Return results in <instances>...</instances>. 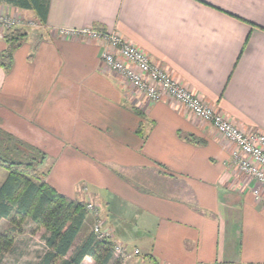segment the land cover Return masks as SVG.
<instances>
[{
	"label": "crops",
	"instance_id": "1",
	"mask_svg": "<svg viewBox=\"0 0 264 264\" xmlns=\"http://www.w3.org/2000/svg\"><path fill=\"white\" fill-rule=\"evenodd\" d=\"M0 67V127L47 154V182L93 202L133 264H264V190L180 103H148L102 63L115 32L240 130L264 132V0H50ZM98 30V29H96ZM0 29V53L5 49ZM254 189H259L256 200ZM93 219V216H90Z\"/></svg>",
	"mask_w": 264,
	"mask_h": 264
},
{
	"label": "trees",
	"instance_id": "2",
	"mask_svg": "<svg viewBox=\"0 0 264 264\" xmlns=\"http://www.w3.org/2000/svg\"><path fill=\"white\" fill-rule=\"evenodd\" d=\"M50 0H0L18 10L31 11L40 25H45ZM95 28L104 31L95 25ZM27 33L23 28L4 31L5 49L0 53V67L9 71L13 54ZM47 154L0 127V169L5 177L0 183V221L11 224L0 232V257L15 241L14 232L30 219L35 229H43L46 250L35 264H119L113 262L112 239H97L86 230L90 211L87 203L71 198L47 182L50 167L45 168ZM45 168V169H43ZM86 230V231H85Z\"/></svg>",
	"mask_w": 264,
	"mask_h": 264
},
{
	"label": "built area",
	"instance_id": "3",
	"mask_svg": "<svg viewBox=\"0 0 264 264\" xmlns=\"http://www.w3.org/2000/svg\"><path fill=\"white\" fill-rule=\"evenodd\" d=\"M22 23L25 22L20 16L8 12L0 13V29L3 31L16 28ZM58 33L62 38L87 36L104 44L101 53L102 63L110 72L121 76L141 93L148 103H155L166 97L180 103L193 116L208 122L217 133L234 145L229 165L255 180L260 189L264 190V132L240 130L199 96L180 84L168 71L150 61L144 52L115 32L85 28L60 29ZM252 192L255 199L260 200L259 189H254ZM96 207L93 202H87V209L94 214L92 231L97 239H112V231L103 225ZM138 255H140L138 249L129 250L114 241L111 259L113 262L133 264V257Z\"/></svg>",
	"mask_w": 264,
	"mask_h": 264
},
{
	"label": "rangeland",
	"instance_id": "4",
	"mask_svg": "<svg viewBox=\"0 0 264 264\" xmlns=\"http://www.w3.org/2000/svg\"><path fill=\"white\" fill-rule=\"evenodd\" d=\"M1 12L4 11L0 10V13ZM24 22L26 24L25 28L27 29H34V27L37 26L36 25L37 22L33 18L31 19L27 18V20L24 18ZM49 161L50 160L47 159L46 164L44 165L45 168L50 166ZM5 174H6L5 171L3 169H0V183L5 177ZM85 203H87V201H85ZM96 212L98 213L97 207H96ZM90 215L94 217V214L91 211H90ZM93 224H94V218L93 219L89 218L87 220L85 229L91 230ZM10 227L11 224L8 221L6 220L0 221V232H3L6 229H9ZM43 233H44L43 229H35V226L32 223V221L30 219H27L20 227V230L19 228H17V230L14 232L15 241L12 246V249L9 250L8 252H5L0 257V264H35L36 262H38V260L46 250L45 243L42 239ZM83 264H92V261L86 258Z\"/></svg>",
	"mask_w": 264,
	"mask_h": 264
}]
</instances>
